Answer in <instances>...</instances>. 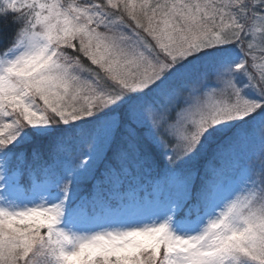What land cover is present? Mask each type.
<instances>
[{
	"label": "snow or ice",
	"instance_id": "snow-or-ice-1",
	"mask_svg": "<svg viewBox=\"0 0 264 264\" xmlns=\"http://www.w3.org/2000/svg\"><path fill=\"white\" fill-rule=\"evenodd\" d=\"M0 264H264V0H0Z\"/></svg>",
	"mask_w": 264,
	"mask_h": 264
}]
</instances>
